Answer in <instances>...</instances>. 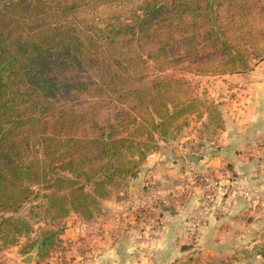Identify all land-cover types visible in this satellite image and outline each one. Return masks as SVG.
Returning a JSON list of instances; mask_svg holds the SVG:
<instances>
[{
  "label": "trees",
  "instance_id": "trees-1",
  "mask_svg": "<svg viewBox=\"0 0 264 264\" xmlns=\"http://www.w3.org/2000/svg\"><path fill=\"white\" fill-rule=\"evenodd\" d=\"M249 1L0 0V246L29 232L6 214L18 213L34 187L52 191L44 197L55 219H93L99 200L138 175L159 141L175 137L200 100L185 79L147 81L144 53L192 60L200 74L252 71L231 30L256 17ZM228 3L236 10L225 16ZM101 6L108 17L98 16ZM96 21L104 26L90 25ZM89 72L94 78L83 80ZM80 97L94 104L77 110ZM103 108L113 110L101 124L94 117ZM57 237L49 230L31 247L44 259Z\"/></svg>",
  "mask_w": 264,
  "mask_h": 264
},
{
  "label": "crops",
  "instance_id": "crops-1",
  "mask_svg": "<svg viewBox=\"0 0 264 264\" xmlns=\"http://www.w3.org/2000/svg\"><path fill=\"white\" fill-rule=\"evenodd\" d=\"M223 79L232 81L233 98L228 103L226 94L221 97L226 109L216 142L201 153L175 151L176 163L141 170L128 187L103 200L104 214L89 221L67 218L61 247L44 259L36 255L32 264H264V152L256 145L264 142V61ZM204 171L233 178L238 189L201 216L194 242L189 230L199 215L200 192L192 175ZM163 198L169 201L160 206ZM24 256L14 264H25Z\"/></svg>",
  "mask_w": 264,
  "mask_h": 264
},
{
  "label": "rangeland",
  "instance_id": "rangeland-1",
  "mask_svg": "<svg viewBox=\"0 0 264 264\" xmlns=\"http://www.w3.org/2000/svg\"><path fill=\"white\" fill-rule=\"evenodd\" d=\"M229 3L225 9H223L225 16H230L231 14L233 15L236 10V7H233L234 4ZM249 4L251 5V13L255 14L256 17H249L247 22L244 21L239 24H235L231 30L232 33L239 36L240 40L238 43L240 46L249 51L251 65L254 67L258 63L264 61L262 60L264 58V0H250ZM109 10V6H101L98 9V16L104 18L108 17ZM92 13L93 11H91L89 15L91 16ZM83 16L85 17V15ZM230 19L231 18H227V22L230 21ZM228 23L230 24V22ZM90 25L99 27L104 26L101 21H96V23L90 22ZM240 26L243 27L241 31L238 29ZM183 55L182 51H178L175 59ZM143 58L146 59L143 74L147 81L152 83L172 79H185L188 82V85L186 86L188 95L194 99L200 100V102L193 107V110L190 113L179 119L182 127L175 133V137H170L166 142L159 141L158 148L154 149L148 155L147 159L140 168V170H156V165L159 163L168 164L166 161L169 160L176 163L174 160L179 157L175 156V151L180 153L181 150H186L189 153H201V149L207 146V144L216 142V138L220 134V130L223 128V115L226 109L224 105L225 103H223L221 97L223 94H226L228 103L231 102L233 98L231 95L233 93L231 91L234 85L232 81H225L223 77L233 76L236 74H247L250 71L225 75L211 72L200 74L195 71L196 65L191 64L192 60H187L182 63H168L164 60L158 61L156 58H147L146 53L143 54ZM171 59L173 58L171 57ZM93 78L94 77L91 72L85 73L82 76V79L87 81L92 80ZM76 100L81 101V103L74 107L77 110L88 108L90 104H94L91 99L86 97H80ZM85 100L86 102H84ZM108 110L110 112L113 109H97V115L94 117L95 120L103 124L104 119L111 116ZM211 146H213V144H211ZM159 153H162L161 158L156 160V154ZM168 155H170V157ZM118 184L119 185L116 184L111 189L110 194L106 198L99 200L98 211L94 213V217L99 214H104L102 207L104 199H108L117 194L119 190L124 189L126 186L128 187L127 180L120 181ZM51 192L52 191H47L44 187H34L31 200L26 203L18 213L6 214V216L23 220L28 225L29 232L21 233L18 237L17 243L15 244L0 246V264L18 263V258L20 255H24L23 253H27L26 255L36 253L39 257L38 247H31L32 244L41 238L42 233L49 230H54L58 235H63L67 224L66 219L73 215L78 216L82 220L89 221L82 214L75 212L70 213L67 217L55 219V213L47 210L48 200L44 197L46 194H51ZM58 238L59 237H57V239ZM61 243L62 239L60 237L59 244L52 251L60 248Z\"/></svg>",
  "mask_w": 264,
  "mask_h": 264
},
{
  "label": "built area",
  "instance_id": "built-area-1",
  "mask_svg": "<svg viewBox=\"0 0 264 264\" xmlns=\"http://www.w3.org/2000/svg\"><path fill=\"white\" fill-rule=\"evenodd\" d=\"M257 148L264 152V142L260 141L256 143ZM193 180L197 190H199V198L198 202L200 204L199 215L193 217L191 221V227L189 230V237L192 241H196L199 234V229L202 223V215L208 213L212 207L214 202L221 197H229L230 195H235L238 189L237 182L227 176L222 175L218 176L213 171H204V172H194ZM246 197L250 196V192H244ZM168 198H163L159 200V205L164 206L168 203ZM149 211L151 213H155L156 207H149ZM146 220L148 221V225L153 229L156 228V220L151 219L146 216Z\"/></svg>",
  "mask_w": 264,
  "mask_h": 264
},
{
  "label": "water",
  "instance_id": "water-1",
  "mask_svg": "<svg viewBox=\"0 0 264 264\" xmlns=\"http://www.w3.org/2000/svg\"><path fill=\"white\" fill-rule=\"evenodd\" d=\"M191 160L194 161V162H197L198 158L196 156H193L191 158ZM35 257H36V253H32V254L26 255L22 262L25 263V264H32L34 259H35Z\"/></svg>",
  "mask_w": 264,
  "mask_h": 264
}]
</instances>
